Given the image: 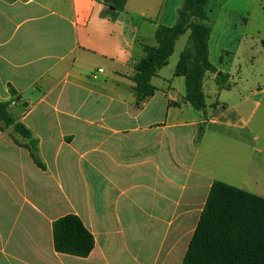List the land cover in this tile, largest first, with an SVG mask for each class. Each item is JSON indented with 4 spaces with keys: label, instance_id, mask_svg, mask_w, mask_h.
Wrapping results in <instances>:
<instances>
[{
    "label": "crops",
    "instance_id": "crops-1",
    "mask_svg": "<svg viewBox=\"0 0 264 264\" xmlns=\"http://www.w3.org/2000/svg\"><path fill=\"white\" fill-rule=\"evenodd\" d=\"M104 2L0 0V101L11 102L12 115L33 138L0 122V264H128V241L113 231L108 214L115 209L122 229L119 212L130 211L121 201L126 183L135 189L128 202L157 214L144 226L142 244L155 243L167 219L157 261L178 264L171 256L183 226H173L187 222L205 178L194 168L196 144L211 126L218 135L233 127L208 106L202 113L186 104V93L160 74L152 79L155 95L137 103L130 78L143 45L155 46L157 29L176 24L183 0H128L125 16L115 20L101 16ZM243 5L233 14L229 0L210 1L213 65L214 30L220 27L221 39L249 16L254 0ZM217 69L216 76L223 74ZM185 175L176 199V180ZM101 196L110 209L99 207ZM69 214L95 238L86 258L55 250L53 223Z\"/></svg>",
    "mask_w": 264,
    "mask_h": 264
},
{
    "label": "rangeland",
    "instance_id": "rangeland-1",
    "mask_svg": "<svg viewBox=\"0 0 264 264\" xmlns=\"http://www.w3.org/2000/svg\"><path fill=\"white\" fill-rule=\"evenodd\" d=\"M229 3L228 8L233 14L241 12L244 7V0H229ZM244 18L248 20L247 25L243 24ZM220 34V27L215 28L211 55L214 65L227 76V82L225 87L221 88L218 77L211 75L212 77L205 79L203 91L209 108L208 113L223 115V121L233 127L223 128L222 135H218L211 126L206 137L196 144V148L199 145L200 153L195 160L194 168L203 172L205 178L201 180L199 192L192 203L188 216L192 219L188 222V218L186 223L185 221L180 223L181 218L173 226V229L183 226L179 228L181 234L178 237L174 255L171 256L172 260L176 258L178 264H182L200 217V210L204 208L213 182L220 181L264 197V0H254L250 15L246 14L243 18H238L233 28L221 39L217 38ZM190 46L188 32L178 39L169 64L158 72L161 77L173 79V88L182 95L186 93L185 80L183 77H175V73L181 52ZM258 103L260 106L257 107ZM204 157L207 158L206 164L203 162ZM86 180L81 173L82 193L85 191ZM185 181L186 175L178 176L176 199L184 193ZM132 186V183H126L122 188L126 191V196L121 201L126 202L127 207L130 208V211L119 212L122 229L117 227L118 214H115L117 213L115 209L108 212L112 214V221H114L113 231L122 230L120 237H125L128 241V264H162L161 260L157 261V255L160 252L163 234L168 231V220H165L159 235L154 238L155 243L144 246L142 244L146 236L144 226L149 221H154L157 214L149 207L140 210L139 206L128 202L127 197L132 196L135 191ZM102 187L101 184V191ZM99 200L102 202V206L99 205V207L110 209L104 196H101ZM167 247L168 245L165 248Z\"/></svg>",
    "mask_w": 264,
    "mask_h": 264
},
{
    "label": "trees",
    "instance_id": "trees-1",
    "mask_svg": "<svg viewBox=\"0 0 264 264\" xmlns=\"http://www.w3.org/2000/svg\"><path fill=\"white\" fill-rule=\"evenodd\" d=\"M210 1L183 0L176 24L157 29L155 46L143 45L144 56L130 78L139 106L155 95L152 79L168 64L178 39L189 32L191 46L181 54L175 75L185 80L184 102L196 111L206 112L204 81L208 74L219 73L210 60ZM127 2L105 0L101 16L111 20L125 16ZM217 77L220 87H225L227 76ZM10 103L0 101V122L33 140L31 132L12 115ZM32 151L38 162L36 151ZM53 236L55 250L61 254L86 258L95 248L93 234L74 214L54 221ZM182 264H264V197L213 182Z\"/></svg>",
    "mask_w": 264,
    "mask_h": 264
},
{
    "label": "built area",
    "instance_id": "built-area-1",
    "mask_svg": "<svg viewBox=\"0 0 264 264\" xmlns=\"http://www.w3.org/2000/svg\"><path fill=\"white\" fill-rule=\"evenodd\" d=\"M103 70L102 69H100V70H98V72L97 73H95L94 75H93V78L94 79H97V77H98V73H101Z\"/></svg>",
    "mask_w": 264,
    "mask_h": 264
}]
</instances>
